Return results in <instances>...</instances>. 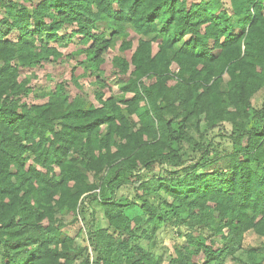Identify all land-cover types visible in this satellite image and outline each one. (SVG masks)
Returning a JSON list of instances; mask_svg holds the SVG:
<instances>
[{"label":"trees","instance_id":"trees-1","mask_svg":"<svg viewBox=\"0 0 264 264\" xmlns=\"http://www.w3.org/2000/svg\"><path fill=\"white\" fill-rule=\"evenodd\" d=\"M0 1V264H91L89 248L101 264H223L249 231L264 236V121L248 128L252 98L264 88V0H230L232 14L223 0ZM65 26L74 27L86 53L80 64L99 83L116 36L130 27L151 37L130 57L123 53L132 42L123 41L113 59L130 98L99 95L100 106L87 105L60 83L43 94L47 103L23 101L32 89L21 69L61 57L52 43ZM202 117L209 129L233 124L231 151L190 134L188 123L194 118L199 128ZM184 142L192 148L188 164L179 152ZM158 163L172 166L166 176L139 175ZM125 175L137 177L138 194L122 202L115 194L128 184ZM97 188L111 196L92 193ZM162 192L172 198L164 200L170 211L187 215L171 217L148 198L162 200ZM87 193L108 225L90 231L89 244L71 257L74 237L59 214L76 213ZM135 205L141 213L130 216ZM158 223L181 229L183 242L166 258L154 243L137 244L153 240Z\"/></svg>","mask_w":264,"mask_h":264},{"label":"rangeland","instance_id":"rangeland-1","mask_svg":"<svg viewBox=\"0 0 264 264\" xmlns=\"http://www.w3.org/2000/svg\"><path fill=\"white\" fill-rule=\"evenodd\" d=\"M31 4L30 2L36 4L40 0H22ZM190 1V0H189ZM7 2V0H3ZM224 7L233 13L230 0H223ZM0 9L4 14L5 8L3 3L0 1ZM2 15H0L1 17ZM74 27L65 26L61 33V39L53 42L52 45L56 46L58 50L62 53V56L58 59H52L51 61L43 62L41 65L32 68H22L20 80H27V86L32 89L29 96L23 98V101L27 104H43L49 101V96H43L45 92L51 91L55 85L63 84L65 87L64 94L68 95L70 98H79L85 101L87 105L94 104L95 106H100L99 95L102 98H115L120 101L122 98L127 99L132 96L131 93L124 94L121 89V85L127 80V77L120 75L117 72L116 67L113 64V59L117 55H121V44L125 40H130L132 42V49L123 53L126 57H130L133 50L137 47L138 42L141 38L150 39L151 37L141 36L137 34L132 28L127 27L126 31L128 35L122 37L121 35L116 36L112 46L104 54L105 62L102 65L103 76L102 83H99L96 77L91 73L90 70H86L84 65L80 63L86 60V53L83 50V45L80 43L78 37L72 34ZM9 38L16 41L18 35L13 31ZM160 41L153 42V51L156 53L159 50ZM134 67H131V70ZM171 70L177 72L179 67L176 63L171 65ZM155 81V78H145V82L150 84ZM174 81H171L173 84ZM226 87V82L223 83ZM253 107L250 109V117L248 120V128H259L264 121V88L258 91L252 98ZM124 107V105H121ZM201 124L199 128L196 127L195 119L193 118L186 129L192 134L197 140L204 137L205 142H213V148H216L219 152H228L232 150V141L226 136V133H231L235 130V127L231 123H216V125L209 129V125L206 120L202 117ZM181 124H174L175 129H179ZM107 127L102 128L103 133L106 132ZM225 136V137H224ZM175 148H178V143L173 144ZM182 158L189 163V159H192V148L191 146L184 142L182 148H179ZM193 161L192 163H194ZM29 163H32L30 161ZM172 169V166L168 163L156 164L152 170L140 171L139 175L144 179H147L153 175L166 176L167 173ZM126 176V175H125ZM125 178L129 179L128 184H123L118 191H116L115 197L117 200L122 202L132 201L136 199V190L131 182H134L137 177L132 176ZM93 176H90V181H93ZM99 193L104 197H110L111 192L103 191L101 188H97L92 193ZM91 194L87 193L84 199L78 206L76 213H64L59 214V218L65 223L64 230L67 234L74 237V242L71 244L70 256L74 257L79 252V249L88 243V236L90 231H95L100 228L107 227V221L104 219V211L100 207V204L91 199ZM162 200L160 198H154L153 196L148 197L151 202L162 206L163 212H168L171 217L176 216H186L187 212L183 208L177 207V209L170 211V208L164 204V200L171 201L172 198L162 192ZM83 201V202H82ZM141 213L139 206H133L128 208V214L130 216H136ZM76 219V221H74ZM160 229L158 230L156 236L153 240H147L145 238L138 240L137 244L143 248H150L153 243L155 244L152 248L157 254H162L166 258L168 253L173 252L174 249L180 246V242H183L177 237V232L181 231L178 229L175 231L171 227H164L163 223H158ZM167 226V225H166ZM150 230V226H146ZM82 229V232L78 234V231ZM219 236L213 238L216 240V247H220L221 243L219 241ZM92 249V248H91ZM90 252V248H89ZM91 260L93 264H101L98 261V254L92 249ZM82 259V256L79 257ZM264 261V236H259L254 231H249L244 239L243 247L236 250L232 255L228 256L223 264H241L240 262H260Z\"/></svg>","mask_w":264,"mask_h":264},{"label":"built area","instance_id":"built-area-1","mask_svg":"<svg viewBox=\"0 0 264 264\" xmlns=\"http://www.w3.org/2000/svg\"><path fill=\"white\" fill-rule=\"evenodd\" d=\"M92 249L90 248V253H91ZM92 261V260H91ZM91 264H93V262H91Z\"/></svg>","mask_w":264,"mask_h":264}]
</instances>
